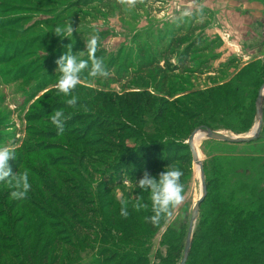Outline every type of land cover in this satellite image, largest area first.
<instances>
[{"label":"rangeland","instance_id":"1","mask_svg":"<svg viewBox=\"0 0 264 264\" xmlns=\"http://www.w3.org/2000/svg\"><path fill=\"white\" fill-rule=\"evenodd\" d=\"M68 23L72 28L71 41L53 32ZM180 25L185 30L192 29L191 38L198 40L197 48H208L202 57L210 60L206 72L179 75L177 81L167 83L168 88L184 94L185 99L181 101L180 96L166 98L161 95L154 89L157 82V79L154 82V74L144 72L142 68L143 54L155 57ZM93 35L98 39L96 56L103 59L107 75L92 78L85 71L69 97L59 94L55 61L69 43L78 58L87 59L86 53L79 51L85 49V41ZM263 58L264 0H136L131 9L121 0H0V146L15 150L16 159L9 161V167L13 172L27 169L31 183L27 197L17 201L9 195L11 187L0 182V200H3L0 264H56L51 255L52 247H46L49 245L47 235L50 238L56 236L61 243L66 242V261L59 260L57 264H74L79 255L77 246L80 247V242L71 236L69 219L57 217L56 223L40 217V210L46 212L50 203L42 195L46 196V182L52 183L51 176L63 180L72 177L70 171L74 173L69 164L63 169L55 167L49 173L43 168L44 165L50 168L59 166L61 160H70L74 149L66 140L83 139V145L90 151L86 162L93 166L94 174L89 177L91 181L86 185V191L96 193L97 181L108 184L117 180L128 187L124 181L129 180V162L125 159L114 161L107 144L109 138L118 137L115 135L117 129L128 128L136 133L141 128L138 122L147 118L142 112L133 113L130 118L122 114L126 112L124 106L129 99L136 98L144 104L148 97L170 105L184 103L183 108L190 110L188 103H198L196 96L191 94L222 85L242 66ZM175 61L176 58L172 57L167 62L174 65ZM159 66L165 67L164 60ZM185 88L189 93H182ZM71 96L76 97L74 105L66 103ZM132 96L135 98H130ZM57 110L63 111L67 117L60 135L50 120L51 114ZM120 137L125 141L130 139L128 133ZM203 141L194 145L202 164L209 155L224 152L223 147L204 146L210 152L204 154ZM147 142L152 146L145 144ZM155 142L158 139L146 140L141 136L132 139L130 144L135 143L133 146L126 147L132 153L137 146L144 148L140 149V154L145 164L160 162L164 153L161 142ZM243 148L234 150L241 153ZM227 151L232 152L231 148ZM65 182L66 186L69 185L68 180ZM182 183L184 200L173 208L168 224L183 216L191 218L192 208L201 196L198 166L192 159ZM106 190L101 188L99 191L104 193ZM31 195L39 199L38 204L34 202L36 206L31 203ZM120 195L118 191L117 197ZM92 200L87 199L90 206L86 208L99 214L100 210L95 207L98 202ZM53 213L59 215L58 211ZM31 216L33 221L30 223L28 218ZM95 216L90 214L87 225L79 217V224L84 223V227L90 229H80L81 234H85L83 236L89 234L87 240L94 235L95 219L92 218ZM39 225H44V229L40 230L38 241L42 256L37 260L32 254L37 245ZM61 226L66 227L65 232ZM164 230L165 227L155 237L154 253Z\"/></svg>","mask_w":264,"mask_h":264},{"label":"trees","instance_id":"2","mask_svg":"<svg viewBox=\"0 0 264 264\" xmlns=\"http://www.w3.org/2000/svg\"><path fill=\"white\" fill-rule=\"evenodd\" d=\"M192 33V29L185 30L180 25L173 31L167 45L159 48L155 57H146L145 54L142 56V59L145 57L143 71L154 74V82L157 79L154 89L166 98L176 95L180 96V101L184 100V94L168 88L167 83L177 81L179 75L204 73L210 63V60L202 57L208 48H197L198 40L191 38ZM177 51L179 52L176 53ZM172 57L176 58L174 65L167 62ZM162 60L164 68L159 66ZM262 85L264 58L242 66L222 85L191 94L196 96L198 103H188L190 110L183 108L184 103L170 105L148 97L144 104L132 96L130 98L135 99H129L124 106L126 112L120 113L127 114L125 117L130 118L131 114L142 112L147 118L138 122L141 128L136 133L128 128L117 129L115 135L119 138H109L107 144L111 158L114 161L125 159L129 162L127 174L133 183L145 172L155 177L168 165H174L181 170L182 182L190 167L191 154L186 141L191 133L202 130L227 136L250 135L256 124L255 101ZM187 91L189 89L185 88L182 93H189ZM138 132L140 133L137 134ZM127 133L130 139L125 141L120 136ZM141 136L146 140L158 139V142H161L164 153L162 161L145 164L140 154V149L144 148L140 146H137L133 153L130 152L126 145H129L133 138ZM78 140H66L74 149L71 161L61 160L59 166L52 168L43 166L44 171L49 173L55 167L63 169L69 167V164L74 173L70 171L72 177L63 180H57L56 176L50 177L52 183L46 182V196L41 193L50 201L49 208L46 212L40 210V217L46 220L51 219L56 223L57 217L70 220L71 236L80 242V247L77 246L80 253L74 264H179L183 257L190 217L183 216L168 224L173 207L167 215L162 214L160 221L153 225L148 220L153 214L149 195L138 188L133 190L130 184L128 187L123 186L117 180L108 184L97 181L96 193L86 191L85 187L91 181L89 177L94 172L93 166L86 162L90 151L83 145V139ZM145 144L151 145L149 142ZM204 146L223 147L224 152L209 155L202 164L206 194L193 225L191 248L185 264H264V99L260 133L253 141L227 144L204 140L202 151L205 154L210 152ZM237 147H244L241 153L234 150ZM228 148H231L232 152L227 151ZM67 180L69 185L66 186ZM101 188L108 190L102 193L99 191ZM118 191L121 194L119 198ZM32 195L36 196L35 193ZM87 199L98 202L97 206L100 208L92 203L100 210L99 214L86 208L90 206ZM121 200L127 202V217L120 215ZM2 202L3 200H0V209ZM34 202L38 204L39 199L33 197L31 203L36 206ZM138 202L144 207L133 206ZM53 211H58L59 215L56 216ZM90 214L96 215L92 218L95 220H91L95 232L92 239L87 240L89 234L83 236L85 234H81L80 229H90L84 227V223L81 226L78 221L80 217L85 223H89ZM31 217L28 218L30 223L33 221ZM164 227L165 230L158 241V250L154 253L155 237ZM42 229L44 225L37 228L38 240L32 254L37 260L42 256L38 248L41 244L38 241ZM61 229L66 231L64 226H61ZM27 236L28 234L26 238ZM19 239L23 240L22 237ZM46 239L49 244L46 247H52L53 261L56 264L59 260L65 262L66 242L61 243L56 236L50 238L47 235Z\"/></svg>","mask_w":264,"mask_h":264},{"label":"clouds","instance_id":"3","mask_svg":"<svg viewBox=\"0 0 264 264\" xmlns=\"http://www.w3.org/2000/svg\"><path fill=\"white\" fill-rule=\"evenodd\" d=\"M121 3L127 8L135 7L136 0H121ZM58 37H67L72 40V28L68 23L65 27L56 28L53 31ZM98 39L93 35L85 41V49L79 51L86 53L87 59L78 58L71 50V43L65 46L63 54L55 61V72L59 73L56 88L59 94L69 97L72 91L80 83L81 74L85 71L92 78L106 76V67L102 58L96 56ZM68 105L76 103V97L71 96L66 100ZM67 117L61 110L55 111L50 116L51 123L57 130V135L64 131V122ZM15 150L9 146H0V182L6 183L11 187L10 197L17 201H23L31 188L29 180V171L25 169L22 172H13L9 167V161H15ZM182 172L174 165L164 167L163 171L155 177L145 172L140 179L133 183V180H125L133 188L147 193L151 202L152 215L148 220L157 224L162 214L167 215L171 208L179 205L184 200V186L181 182ZM126 201L121 200L120 215L127 217L128 211ZM134 207H144L139 202Z\"/></svg>","mask_w":264,"mask_h":264},{"label":"water","instance_id":"4","mask_svg":"<svg viewBox=\"0 0 264 264\" xmlns=\"http://www.w3.org/2000/svg\"><path fill=\"white\" fill-rule=\"evenodd\" d=\"M264 98V85H262L258 92H257V98L255 101V120L256 124L254 125V129L248 136H227L222 133H212L209 131H202V130H195L191 133V135L188 137L186 141V145L189 148L191 159L194 165H198L199 168V175H200V184H201V196L198 199V201L194 204L192 211H191V218H190V225L188 229V234L185 241V247L183 252V257L179 264H185L190 248H191V241H192V229L193 225L197 219L199 206L202 200L205 197L206 194V187H205V181H204V173L202 168V163L198 160V155L196 152V148L194 146L195 142H200L203 140H209V141H216V142H223L227 144H242L247 143L250 141H253L258 134L260 133V127L262 123V102Z\"/></svg>","mask_w":264,"mask_h":264},{"label":"bare ground","instance_id":"5","mask_svg":"<svg viewBox=\"0 0 264 264\" xmlns=\"http://www.w3.org/2000/svg\"><path fill=\"white\" fill-rule=\"evenodd\" d=\"M195 145V144H194ZM197 152V151H196ZM198 155V154H197ZM200 159V157L198 156V160ZM196 166H198V165H196ZM198 171H199V168H198Z\"/></svg>","mask_w":264,"mask_h":264}]
</instances>
